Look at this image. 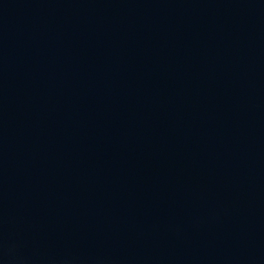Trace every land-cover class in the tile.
<instances>
[{"label":"water","instance_id":"obj_1","mask_svg":"<svg viewBox=\"0 0 264 264\" xmlns=\"http://www.w3.org/2000/svg\"><path fill=\"white\" fill-rule=\"evenodd\" d=\"M0 264H264V0H0Z\"/></svg>","mask_w":264,"mask_h":264}]
</instances>
